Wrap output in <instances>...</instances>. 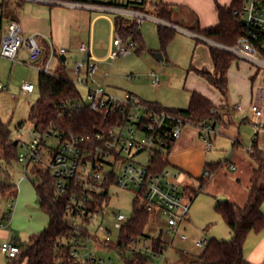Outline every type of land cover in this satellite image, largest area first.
Instances as JSON below:
<instances>
[{
  "label": "built area",
  "instance_id": "built-area-1",
  "mask_svg": "<svg viewBox=\"0 0 264 264\" xmlns=\"http://www.w3.org/2000/svg\"><path fill=\"white\" fill-rule=\"evenodd\" d=\"M22 1L124 16L139 25L144 20L151 19L177 31L188 33L208 46L228 52L238 60L264 70V0H241L234 14L243 21L248 32L231 45L166 21L157 14H151L147 8L137 7L144 1H147L146 7L155 5L154 0ZM1 42V56L21 62L20 53L25 50L30 64L47 74H56L52 68V59L58 56L61 61L60 57L68 53V50L64 48H56L52 40L47 37L37 34L25 37L21 24L13 19L9 21L7 29L3 32ZM111 45L106 58L110 61V65L112 60L119 56L130 55L135 48V42L125 38L116 29L114 20H112ZM46 47L49 49V57L40 64ZM78 49L82 58L75 63L73 80L78 86L87 87L88 101L83 98L76 103H63L59 106L57 113L59 117H71L76 112L89 108L99 114V120H96L91 129L84 133L72 129H60L57 126L47 129L33 127L30 130L31 140H18V147L23 148V151L18 153V159L25 164L24 176L29 177L30 165L41 164L59 178L56 185L58 196L67 197L65 211L71 232L63 241L65 247L62 246V249L68 250L69 263L107 264L103 258L94 256L90 248L91 244H94L96 248H104V244L112 240V232L105 229V237L100 239L98 230H93V221L100 212H94L91 205L93 194L105 191L104 183L111 172L115 173L116 183L121 187L137 188L140 198L145 200L144 204L149 209L161 210L166 218V233L169 237L166 249L177 238L187 240L186 234L181 231V225L188 218L191 199L186 194V187H181L179 172L169 167L158 171L155 168L153 156L164 154L167 151V144L177 140L183 132V126L188 123L175 114L151 108L135 93L108 92L104 90L101 83L96 85L95 76L101 60L94 54L91 43L80 42ZM108 73L107 71L106 75ZM154 83L159 84L158 75L155 76ZM34 87V84L26 82L22 89L31 93ZM0 89L5 90L6 86L0 84ZM238 108L241 109L242 106L239 105ZM251 110L254 115L252 123L256 129V139L257 134L264 127V124L260 122L263 110L258 104H253ZM198 128L201 130V137L205 139L204 150L206 152L212 150L215 145L214 138L220 132L218 125L206 122ZM144 151L149 154L147 164L135 160V156ZM226 166L231 170L236 169L233 164ZM210 174L209 169H205L203 176L208 177ZM13 208L14 204H11L5 213L6 221L11 219ZM127 219L125 214L116 213L115 226L120 229ZM6 221L2 222L1 226H5ZM209 241L205 237L196 239L194 245L203 251ZM145 248V253L150 254V249ZM1 250L10 258H15L20 249L16 242H5ZM153 255L156 257L155 254ZM69 263L60 257L57 261V264Z\"/></svg>",
  "mask_w": 264,
  "mask_h": 264
},
{
  "label": "rangeland",
  "instance_id": "rangeland-1",
  "mask_svg": "<svg viewBox=\"0 0 264 264\" xmlns=\"http://www.w3.org/2000/svg\"><path fill=\"white\" fill-rule=\"evenodd\" d=\"M18 1L0 0V20L3 32L7 29L10 20L18 19L23 27L25 37L36 34L47 37L52 40L56 48L68 50L67 61L61 66L64 67L69 78L75 77V63L82 58L78 49L80 42L88 43L92 40L94 54L99 59H104L108 55L112 37L111 19L114 20L116 17L114 14H101L59 5L51 6L34 1H23L18 7ZM148 11L153 15L157 14L155 6L150 5ZM97 15H100L101 18L94 23L92 35L91 20ZM158 24L151 19H146L140 24L145 41V47L142 51L133 50L130 55L119 56L112 60L111 65L109 64L110 61L101 62L95 76L96 85L101 83L104 90L113 93L130 91L144 102L158 101L164 106L175 108L188 107L191 93L195 89L216 100L214 103L222 114L224 124L219 126L220 132L215 137L214 148L204 153L206 163L220 162V166L212 173L213 175L206 177L207 183L203 189L193 195L188 218L181 225V231L186 234L187 240L175 239L163 254H157L155 258L156 264H193L202 251V249L195 247L194 240L205 237L209 240L229 241L232 238V233L218 212L217 205L220 203L221 197L228 200L234 198L236 201L238 200L237 202L242 201L246 191L244 184L237 182L239 176L237 177L236 173L241 176L243 183L247 180L249 172L247 164L252 163L248 148H251L256 137V129L252 122L245 120L247 115L251 118L249 110H232L234 121L232 123V117L225 116L223 104L218 101L221 99L220 93L202 76L194 73L192 69L194 65L206 69L210 67L212 62L209 46L203 43L197 44L196 38L176 31L163 51L158 35ZM22 52L26 51L23 50ZM22 52L20 56L26 58L27 52ZM159 52L164 55L163 61L156 57ZM236 62L237 60L233 62V66H236ZM59 63V57L55 56L52 59V68L55 72L58 70ZM106 71L109 72L107 77L105 76ZM39 72L29 62H15L0 55V84L6 86L5 90H0V118L9 126L14 141L32 139L30 130H32L33 124L29 120V115L31 106L40 98ZM156 75H158L159 84L154 83ZM26 82L34 84L35 90L33 92L27 93L22 89ZM78 88L85 101H88L87 87L79 86ZM21 123L23 124L19 128ZM190 128L195 131L197 129L199 131L198 138L202 143H205V139L200 135L201 130L196 125L185 124L183 131L190 132ZM236 135L239 136L242 144H239L237 148L235 147L233 151V139ZM257 139L259 146H263L264 134L260 132ZM18 151H23V148L19 146ZM135 160L147 164L149 154L147 151L141 152L135 156ZM235 161L241 163V167L238 166L237 171L226 168V165ZM206 163L198 173L192 172L194 175H190L186 170L176 168L171 164L169 168L179 172V182L182 188L187 186L197 188L200 186V178L204 174ZM24 168L25 164L17 160L16 157L11 162L7 161L4 149L0 144V178L8 177L17 185L18 189H21L22 184H28L35 189V176L29 173V177L24 179ZM211 182L212 184H210ZM137 196V188H124L117 183H113L109 187L103 209L93 221V230H98L100 239L105 237V229L111 230L112 240L118 239L120 229L115 226L116 213L120 212L125 214L128 219L131 218L134 214V201ZM14 203L16 204V198L13 200L0 195V218ZM144 203L145 200L141 199V204ZM36 204V208L40 210V202L38 203L37 199ZM31 209H34V206ZM44 218L46 222L47 219ZM28 219H31V215H28ZM166 227L165 216L161 210L156 209L152 213L146 232L150 236H158L163 231L164 236L168 239ZM23 229L14 225L10 226L11 238L17 235L30 241ZM19 237L18 239H20ZM5 242L10 241L0 239V263L9 262V259L4 255L5 253L2 254L1 252V246ZM150 244L151 240L146 243L139 242L136 249L145 252V247H149L150 252H152ZM90 249L94 256L103 258L107 264H125V259L131 256L129 251L122 253L114 249L96 248L94 244H91ZM183 251L184 253H182Z\"/></svg>",
  "mask_w": 264,
  "mask_h": 264
},
{
  "label": "trees",
  "instance_id": "trees-1",
  "mask_svg": "<svg viewBox=\"0 0 264 264\" xmlns=\"http://www.w3.org/2000/svg\"><path fill=\"white\" fill-rule=\"evenodd\" d=\"M23 1L19 0L17 6L20 7ZM157 8V15L169 22L177 24L183 28L192 30L196 33L213 38L225 44H235L243 35H246L248 29L243 21L234 14V10L241 4V0H233L228 6L216 3L219 22L210 27L202 28L199 23L187 25L177 20L175 17L174 7L165 0H154ZM147 1L140 3L137 7L146 8ZM8 6L10 4L8 3ZM14 19V18H13ZM114 24L117 30L125 37L135 42L137 52L145 47V41L140 29V25L134 20L116 16ZM176 29L162 24H158V35L164 51L174 37ZM3 30L0 20V47ZM197 40V44L203 43ZM204 44V43H203ZM209 53L213 61V70L206 68H195L193 70L202 76L213 88L222 95L228 92V77L230 69L235 60H238L232 54L209 46ZM49 57V49L45 48L43 61ZM60 65L56 74H47L39 72V89L40 98L31 106L29 120L34 128L47 129L51 126H57L60 129H72L79 133L90 130L96 120H99L98 113L85 108L78 111L73 116L59 117L58 108L63 103H76L82 101L83 96L79 86L75 81L69 78ZM151 108L164 110L175 114L185 120L186 123L202 127L206 122H212L215 125L223 123L222 114L216 108L214 101L198 90H193L190 102L186 108H175L162 105L158 101H145ZM23 123L18 127L20 128ZM176 140L167 144V151L164 154L153 156L155 168L158 171L169 167V154ZM0 144L4 149L5 159L9 162L13 158L18 159V143L15 144L11 137V130L0 118ZM241 142L238 138L234 145ZM252 159L250 184L248 187V197L244 204L239 205L228 199L217 205L218 212L226 221L232 238L229 241H220L210 239L207 247L199 254L193 264H253L247 260L244 254V246L248 235L251 232H261L264 230V213L262 205L264 203V149L258 147L257 139L253 140L252 150L250 151ZM218 163H207L205 169L214 173ZM28 173L35 176L34 186L40 202V207L49 217V224L40 233L31 236L30 241L17 240L19 253L13 258L14 262L27 260V264H57L59 257L69 263V253L65 247V241L69 237L71 227L66 216L67 197L58 196L56 185L59 180L50 170L41 164H33L28 167ZM116 183V175L111 172L109 178L104 183L105 191L93 194L91 209L94 212H101L104 201L108 196V189ZM207 183V178H200V186H187L186 190L191 200L203 189ZM190 190V191H188ZM18 187L8 177L0 178V195L15 199L17 197ZM156 209H149L145 204H141V198L138 194L134 201V214L127 219L120 228V235L117 240H111L104 244V248L114 249L117 252L125 253L129 251L131 256L125 259V264H156L155 254H163L168 239L161 231L158 236H150L146 230L150 223L152 213ZM5 217V214H4ZM151 240L150 248L152 252L147 254L142 250H137L136 245L139 242L146 243ZM149 248V247H148ZM136 249L135 251H133ZM70 264V263H69ZM72 264V262H71Z\"/></svg>",
  "mask_w": 264,
  "mask_h": 264
},
{
  "label": "crops",
  "instance_id": "crops-1",
  "mask_svg": "<svg viewBox=\"0 0 264 264\" xmlns=\"http://www.w3.org/2000/svg\"><path fill=\"white\" fill-rule=\"evenodd\" d=\"M165 1L173 5L175 17L177 20H180L187 25H194V24L199 23L202 28H206V27L214 26L219 22V16H218L217 8H216V3L219 2L222 5L228 6L232 3L233 0H165ZM151 6H155V5H151ZM146 8L148 9L149 6H147ZM156 11H157V8H156ZM99 18H101V16L97 15L91 20L92 35H93L94 23L98 21ZM13 20H16L20 23L18 19H13ZM111 24H112V19H111ZM178 32H182L184 34L191 36L190 34L185 33L183 31L178 30ZM88 43L92 44V40L89 41ZM111 46L112 45H111V40H110V48ZM92 47H93V44H92ZM22 53H26V52H22ZM67 54L66 56L62 55L60 57L63 63L67 61ZM107 56L104 59H100L101 60L100 63L107 62L106 60ZM62 57H64L65 59L63 60ZM20 58H21V62L30 63L28 56H26V58H23L21 56ZM43 62L44 61L42 59L40 64H42ZM211 62L212 63L210 64V67L207 68L209 70H213L212 58H211ZM194 66L195 68H205V67H200V66L197 67L196 65ZM62 68L65 71L64 67ZM194 73L197 74L195 71ZM105 76L107 77L106 73H105ZM255 87H256V90H254ZM34 90H35V87H34ZM220 95H221V99H218V98L216 99H218V101L221 104H223L222 107H223L225 116L229 115L232 117V123L234 122L232 110H235V111L249 110L251 112V115H250L251 118L247 115L245 120L247 119V121L252 122L254 115L251 110V106L253 104H258L263 110V115L260 117V122L264 124V70L257 68L248 62L237 60L236 66L232 65L230 72H229L228 92L226 95H222L221 93ZM213 101L216 102V100H213ZM239 105L242 106L241 109L238 108ZM222 124H224V122L221 124H218V127ZM260 132L264 134V127ZM198 135H199V131L197 129L195 131L190 128V132L184 130L182 134L180 135V137L175 141L174 146L172 150L170 151V154L168 157L169 164H171L172 166L176 168L186 170L190 175L191 174L194 175L198 173L199 171H201V169L203 168L204 164L207 161H206V156L204 153L206 152L204 150V143H202V141L198 138ZM236 138L239 139V136L236 135L233 139V147H234L233 151L235 147L237 148L239 146V145H236V146L234 145V141L236 140ZM214 143H215V138H214ZM257 143L260 149H264V143H263V146H259L258 139H257ZM248 150L251 151L252 146H251V150L250 148H248ZM230 164H233L236 167V169L233 171H237L238 166L241 165L239 161L231 162ZM247 166L249 168V172L247 175L248 178L246 181H244V183L242 181L241 176L238 173H236L237 174L236 176L237 177L239 176L237 178V182L244 184L243 186L245 187V191H246V193L244 192L242 201L237 202L238 200L236 201V199L234 198L232 199L229 198V200L237 204L239 203L241 205L246 202L247 197H248V187L250 184V174H251L252 163L251 164L248 163ZM211 175L213 174H210V176ZM26 178L28 177L24 176V179ZM210 184H212V182ZM34 190L36 193L35 195H34ZM36 199L39 203L36 189L31 188L28 184H22L21 189H18V193L16 197V204L14 203L13 214H12L11 219L5 222V226H1V223L5 221L4 219L5 213L0 218V239L2 238L4 241L9 240L10 242H17V240L24 241V242L28 241L17 235L12 236L11 238L12 232L10 231V226L12 227V225H14L15 227L18 226L20 228H24L23 231H25L26 237L29 236V238H31V236L34 234L40 233L44 228L48 226L49 217L44 211H42L40 206L39 207H40L41 212L40 210H38V208H36V205H37ZM33 206H34V209H31ZM262 211L264 213V203L262 205ZM28 215H31L30 220L28 219ZM44 217H46L47 219L46 222H45ZM18 237L20 239H18ZM244 254L247 260L250 261L251 263L264 264V230L258 233L251 232L248 235L245 246H244ZM4 255L9 259V262L7 263L3 262L0 264H27L26 259L15 263L13 258H10L6 254Z\"/></svg>",
  "mask_w": 264,
  "mask_h": 264
},
{
  "label": "water",
  "instance_id": "water-1",
  "mask_svg": "<svg viewBox=\"0 0 264 264\" xmlns=\"http://www.w3.org/2000/svg\"><path fill=\"white\" fill-rule=\"evenodd\" d=\"M156 57H157L158 60H160V61H163V60H164V56H163V54H162L161 52L157 53V54H156ZM62 59L64 60L65 58L62 57ZM14 143L17 144V143H18V140H15ZM225 199H226L225 197H221V198H220V202L225 201Z\"/></svg>",
  "mask_w": 264,
  "mask_h": 264
}]
</instances>
